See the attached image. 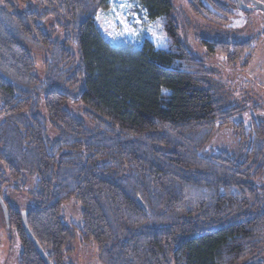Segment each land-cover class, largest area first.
<instances>
[{
  "label": "trees",
  "instance_id": "1",
  "mask_svg": "<svg viewBox=\"0 0 264 264\" xmlns=\"http://www.w3.org/2000/svg\"><path fill=\"white\" fill-rule=\"evenodd\" d=\"M14 1L29 0L0 8V160L16 183L39 178L33 209L2 199L20 264H45L22 212L51 264H65L76 232L103 264H263L264 121L247 132L233 124L245 108L220 99L212 70L181 43L173 1L136 0L166 37L138 49L102 37L95 19L106 0H37L34 12ZM188 11L218 26L229 16L222 0H189ZM49 17L70 37L51 40L39 23ZM25 42L46 53L44 79ZM202 44L229 65L245 67L254 52L251 40ZM67 103L82 105V119ZM226 126L246 141L245 161L204 153ZM71 199L79 229L61 218Z\"/></svg>",
  "mask_w": 264,
  "mask_h": 264
},
{
  "label": "rangeland",
  "instance_id": "2",
  "mask_svg": "<svg viewBox=\"0 0 264 264\" xmlns=\"http://www.w3.org/2000/svg\"><path fill=\"white\" fill-rule=\"evenodd\" d=\"M174 5L176 23L181 29V43L192 53L205 61V66L214 73V79L220 86L219 97L227 105H238L245 108L243 113L236 115L232 122L238 124L247 132L253 122L264 121V13L258 10L241 11L235 0H222L224 9L229 13L226 22L218 26L205 19L195 18L188 11L189 0H171ZM249 5L251 0H241ZM264 4V0H257ZM15 11L34 12L41 9L37 0H29L24 5L14 1ZM235 5V6H234ZM2 0H0V8ZM95 24L105 40L113 46L139 48L144 41H149L155 47H163L166 37L157 22L150 20L144 8L136 0H106L104 7L96 14ZM40 28L49 35L51 40H64L71 33L56 25V19L49 17L40 21ZM223 42H243L251 40L254 46L251 61L243 67L242 61L232 65L226 63L221 56L209 55L203 40ZM35 63L34 75L45 78V62L47 55L35 45L23 43ZM68 50L78 54L74 45ZM42 104V102H41ZM0 102V107H1ZM68 112L82 119V105L67 103ZM3 116L0 115V125ZM49 136L53 139L54 131L47 126ZM235 131L226 126L218 131L213 140L205 146L207 155L232 154L239 162L246 160V141L235 139ZM36 174L26 175L24 182L16 183L10 179L6 168L0 160V197L10 202L18 210H29L36 206L33 191L38 182ZM257 182L264 197V179ZM2 211V209H1ZM61 218L64 223L72 224L78 229L82 227V208L75 199L68 200L61 206ZM72 251L65 259V264H103L98 256L95 244L82 243L81 235L75 233L69 243ZM21 244L14 230L7 225V218L0 213V264H20ZM261 261L264 264V251Z\"/></svg>",
  "mask_w": 264,
  "mask_h": 264
},
{
  "label": "water",
  "instance_id": "3",
  "mask_svg": "<svg viewBox=\"0 0 264 264\" xmlns=\"http://www.w3.org/2000/svg\"><path fill=\"white\" fill-rule=\"evenodd\" d=\"M236 2V6L238 9H240L241 11H254V10H258L261 11L262 13H264V4L257 1V0H251L249 5H244L243 2L241 0H235ZM0 202H1V206L3 209V212L6 216V218H8V214H7V209L6 206L4 204V202H2V199L0 197ZM22 225H24V230L26 232V235L29 237L30 241L32 242L33 246L36 247L40 257L43 259V261L45 262V264H51L49 258L46 257V255L44 254L42 248L39 246V244L37 243V241L35 240V238L31 235L29 228H28V224H26V213L22 212ZM253 263H257L253 262ZM253 263H249V264H253Z\"/></svg>",
  "mask_w": 264,
  "mask_h": 264
}]
</instances>
